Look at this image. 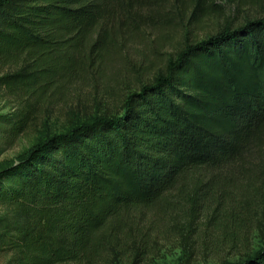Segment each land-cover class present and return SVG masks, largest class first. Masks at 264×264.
Instances as JSON below:
<instances>
[{"label":"trees","instance_id":"obj_1","mask_svg":"<svg viewBox=\"0 0 264 264\" xmlns=\"http://www.w3.org/2000/svg\"><path fill=\"white\" fill-rule=\"evenodd\" d=\"M133 0H0V77L42 92L73 71L74 56ZM136 1V0H135ZM30 105L4 121L3 144L27 130ZM264 156V18L187 44L116 116L52 135L0 173L6 264H85L122 210L166 193L245 174ZM264 264V246L243 261Z\"/></svg>","mask_w":264,"mask_h":264},{"label":"rangeland","instance_id":"obj_2","mask_svg":"<svg viewBox=\"0 0 264 264\" xmlns=\"http://www.w3.org/2000/svg\"><path fill=\"white\" fill-rule=\"evenodd\" d=\"M262 18L264 0H133L102 26L97 42L81 47L65 80L39 93L0 85V128L25 104L33 114L12 144H3L0 131V173L41 140L121 114L127 98L187 44ZM13 71L0 66V77ZM252 160L232 180L174 189L152 206L122 210L85 264H223L256 254L264 246V156ZM12 223L11 210L0 206V234ZM10 258L1 252L0 264Z\"/></svg>","mask_w":264,"mask_h":264}]
</instances>
